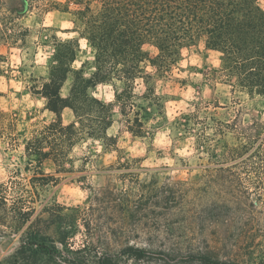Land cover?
I'll list each match as a JSON object with an SVG mask.
<instances>
[{"label": "trees", "instance_id": "trees-1", "mask_svg": "<svg viewBox=\"0 0 264 264\" xmlns=\"http://www.w3.org/2000/svg\"><path fill=\"white\" fill-rule=\"evenodd\" d=\"M62 12L70 16L75 25L72 32L79 37L58 41V53L50 63L49 77L40 91L48 100V109L57 115V121L37 131L26 146L28 155L38 158L39 169L51 160L58 174L73 172L68 168L72 163L71 155L84 141L100 143L106 150H118L117 139L109 135L117 108L126 119L128 132L134 138H145L148 134L145 113L149 114L151 107L159 114L164 109L154 83L160 78L168 79L184 60L185 51L196 46L203 37L208 50L223 55L221 74L233 83L234 93L264 99V7L261 0H70ZM15 26L14 21L6 25L5 32L13 41H0V47L18 44L13 33ZM81 39L87 41L93 60L77 69L75 63L81 53ZM147 47L155 48L157 54L152 56ZM4 61L5 56L0 52V74ZM88 66L93 68L91 74L87 72ZM71 78V93L64 98L62 89ZM139 81L146 88L141 94L138 93ZM108 85L115 90L113 103L97 96L98 88ZM142 102H147L149 108ZM67 108L73 110L76 118L69 125L62 119ZM195 118L198 119L196 113L181 116L175 128L196 138L194 148L209 156V165L201 174L161 182L157 174L150 173L142 179L131 165L124 166L127 169L119 171L121 187L111 183L93 191L90 218L83 225V243L77 244L76 237L69 236L45 239V244H39L38 252L50 255L53 264H251L241 253H222L221 246L227 245L225 239L195 233L186 237H154L152 231L144 238L142 229L137 230L138 241L124 240L121 236L113 239L106 236L107 228L96 218L99 211L105 210L99 202L108 200L119 203H264V122L254 119L250 124L234 127L238 143L234 147L226 146L222 162L218 159L220 151L216 150L214 139L198 134L190 125ZM16 132V123L0 108V138L14 136ZM226 135L224 131L220 136ZM193 230L195 232L196 228L191 225L190 231ZM144 240L145 243H139ZM48 242L51 245H46ZM27 248L30 252L35 250L31 244L23 249ZM15 260L19 261V257ZM0 264L13 262L5 259Z\"/></svg>", "mask_w": 264, "mask_h": 264}, {"label": "rangeland", "instance_id": "rangeland-1", "mask_svg": "<svg viewBox=\"0 0 264 264\" xmlns=\"http://www.w3.org/2000/svg\"><path fill=\"white\" fill-rule=\"evenodd\" d=\"M69 1L0 0V41H13L5 32L10 21L16 25L13 33L19 41L15 47H0L5 56L0 74V108L17 125L14 136L0 138V261L53 264L50 255L38 252L39 244H45L43 240L69 236L76 237L77 244L83 243V225L90 218L93 191L111 183L121 187L119 171L126 170L124 166L131 165L142 179L150 173L157 174L161 182L201 174L209 165V156L194 148L196 138L175 128L179 117L197 114L198 119L190 125L198 134L214 139L222 162L226 146L234 147L238 143L234 127L250 124L254 119L264 122V99L234 93L233 83L221 74L223 55L208 50L203 37L185 51L184 60L168 79L160 78L154 83L157 95L162 98V114L142 102L150 112L144 118L148 132L145 138H134L128 132L126 119L117 108L109 135L117 139L118 150H106L100 143L84 141L71 155L68 168L73 172L58 174L51 160L39 169L38 158L29 156L26 146L37 131L57 121L40 91L49 77L50 63L58 53V41L79 37L72 32L75 25L70 16L62 12ZM261 4L264 7V0ZM80 43L77 69L93 60L87 41L81 39ZM146 49L152 56L157 54L155 48ZM92 71L88 66V74ZM72 83L71 78L64 85L61 92L64 98L69 97ZM139 83L141 94L146 88L142 81ZM97 96L113 103L114 87L100 86ZM224 131L227 135L221 137ZM207 202L108 200L99 202L105 210L99 211L96 218L107 228L106 236L113 239L121 236L124 240L138 241L139 229L145 230L144 238L149 236L148 231L154 237L169 238L195 233L225 239L227 245L221 246L222 253H241L251 264H264V203ZM191 225L196 228L195 232L190 231ZM155 227L161 231L156 232ZM238 239L241 243H235ZM30 244L35 249L33 252L23 249ZM17 257L19 261L15 260Z\"/></svg>", "mask_w": 264, "mask_h": 264}, {"label": "crops", "instance_id": "crops-1", "mask_svg": "<svg viewBox=\"0 0 264 264\" xmlns=\"http://www.w3.org/2000/svg\"><path fill=\"white\" fill-rule=\"evenodd\" d=\"M56 117H57V115H56ZM62 119L66 125L72 124L75 121V114H74L73 110L70 108L65 109L63 112Z\"/></svg>", "mask_w": 264, "mask_h": 264}]
</instances>
